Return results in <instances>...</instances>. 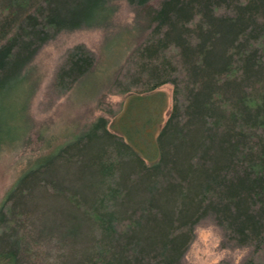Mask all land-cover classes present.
Instances as JSON below:
<instances>
[{
  "label": "trees",
  "instance_id": "trees-1",
  "mask_svg": "<svg viewBox=\"0 0 264 264\" xmlns=\"http://www.w3.org/2000/svg\"><path fill=\"white\" fill-rule=\"evenodd\" d=\"M121 1L134 15L138 39L99 94L98 108L112 116L108 94L150 92L166 84L173 86V104L156 137L158 158L150 164L107 129L104 117L76 141L103 135L135 158L128 180L143 183L139 193L149 197L138 212L119 218L111 210L97 211L72 190L38 181L101 232L92 256L79 264H187L195 230L205 222L219 231L221 250L245 251L237 262L226 257L215 264H264V0H0V151L15 140L1 129L3 103L25 81L40 50L76 31L107 30ZM97 62L85 44L71 46L56 63L52 82L41 87L44 99L66 95ZM196 125L199 138L192 132ZM176 144L188 150L199 176L196 207L185 219L149 202L167 189L191 186L187 172L168 159ZM118 163L116 155L102 162L103 173L111 174ZM40 168L39 158L0 207V264H24L18 262L24 217L17 212L19 190H30ZM121 195L109 189L98 202Z\"/></svg>",
  "mask_w": 264,
  "mask_h": 264
},
{
  "label": "rangeland",
  "instance_id": "rangeland-1",
  "mask_svg": "<svg viewBox=\"0 0 264 264\" xmlns=\"http://www.w3.org/2000/svg\"><path fill=\"white\" fill-rule=\"evenodd\" d=\"M116 4L117 10L110 17L112 25L107 30L76 31L44 46L28 68L25 81L3 103L1 129L6 137L15 140L4 143L0 151V207L6 196L16 189L20 176L39 158L41 162L30 190H19L21 202L17 212L24 217L17 236L18 262L83 263L92 256L94 243L101 237L91 218L64 197L40 185V179L55 188L72 190L97 211L111 210L119 218L138 212L149 200L139 193L143 183H137L134 177L128 180L136 167L133 156L120 152L116 143L103 135L84 144L76 143L81 135L89 132L98 117H104L107 129L129 143L146 158L147 164L158 158L155 142L172 108V85L143 93L108 94L105 100L113 110L112 116L97 106L99 94L138 39L133 13L124 2ZM76 43L85 44L96 54L98 62L94 70L60 99L55 100L51 95L44 99L41 91L46 83L52 82L56 63ZM200 129V125L192 129L196 138ZM115 155L119 165L105 175L101 163L114 159ZM189 155L188 150L176 144L168 153V159L177 169L187 172L191 186L181 191L167 189L149 201L174 218L185 219L196 207L199 176L189 164ZM109 189H119L122 195L98 202ZM195 231L184 256L187 264H215L226 257L237 262L245 253L221 250L220 233L211 223L205 222ZM4 247V239L0 237V251Z\"/></svg>",
  "mask_w": 264,
  "mask_h": 264
}]
</instances>
